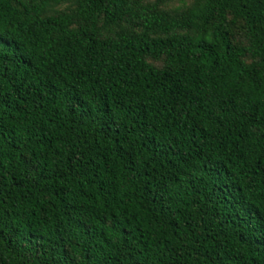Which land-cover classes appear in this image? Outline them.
I'll return each instance as SVG.
<instances>
[{
  "label": "trees",
  "instance_id": "16d2710c",
  "mask_svg": "<svg viewBox=\"0 0 264 264\" xmlns=\"http://www.w3.org/2000/svg\"><path fill=\"white\" fill-rule=\"evenodd\" d=\"M0 264H264V0H0Z\"/></svg>",
  "mask_w": 264,
  "mask_h": 264
}]
</instances>
